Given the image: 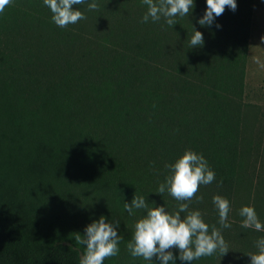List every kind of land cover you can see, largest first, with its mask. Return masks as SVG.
Masks as SVG:
<instances>
[{"label": "trees", "instance_id": "obj_1", "mask_svg": "<svg viewBox=\"0 0 264 264\" xmlns=\"http://www.w3.org/2000/svg\"><path fill=\"white\" fill-rule=\"evenodd\" d=\"M92 2L75 5L86 19L66 28L43 0H12L0 12V264H79L86 246L75 237L101 216L120 221L121 237L118 255L103 264H150L127 247L146 210L129 215L124 203L143 196L174 214L182 202L156 190L188 150L215 180L183 203L230 249L191 264H251L264 231L231 215L247 193L244 205L264 219V198L251 199L264 121L258 128L261 109L245 102L264 0H236L210 26L198 23L206 0H194L174 26L163 17L142 22V0H95L89 10ZM195 30L204 45L191 48ZM216 195L230 203V228L219 223ZM172 251L176 264H190Z\"/></svg>", "mask_w": 264, "mask_h": 264}, {"label": "clouds", "instance_id": "obj_2", "mask_svg": "<svg viewBox=\"0 0 264 264\" xmlns=\"http://www.w3.org/2000/svg\"><path fill=\"white\" fill-rule=\"evenodd\" d=\"M12 0H0V12L10 5ZM148 6V11L142 22L147 23L149 18L153 22L165 18L168 26L177 24L176 17H184L190 14L194 7V0H142ZM52 13L53 22L60 28H66L70 24H76L86 19L83 12L75 9V5H83L85 0H43ZM207 9L204 16L199 19L201 26H210L216 17L221 16L226 7L233 11L237 8L236 0H206ZM89 10H96L98 4L93 0L88 4ZM220 27V25H217ZM264 41V37L261 38ZM204 45L203 34L194 31L190 40V47ZM256 63H260L257 59ZM264 67V64H261ZM172 174L161 183L156 190L163 196L167 191L175 200L180 201L178 210L172 214L164 206L149 208L143 196H134L131 203H124V209L129 215L134 214L135 209H145L146 215L135 224V230L131 242L127 247L130 254L143 258L150 262L154 258L160 264H176L177 257L174 249L179 250V259L185 262H193L205 256H212L219 252L223 257L229 252V247L221 234V230L215 226L209 230V225L204 222L200 211L189 209L188 203L196 198L201 185H208L215 180V173L202 155L191 150L186 151L174 164L168 166ZM202 200L203 198H198ZM213 204L218 210L219 223L222 228H230L228 214L229 201L216 195ZM181 213L185 215L182 217ZM240 216L244 217L241 227L256 231H264V224L258 218L255 209L244 206L240 209ZM119 220L115 224L106 222L104 216L86 227L85 235H76L78 244L84 245L85 250L79 264H103L105 259L114 257L119 253L118 244L121 237L118 235ZM257 254H247L251 257V264H264V238L257 241Z\"/></svg>", "mask_w": 264, "mask_h": 264}, {"label": "rangeland", "instance_id": "obj_3", "mask_svg": "<svg viewBox=\"0 0 264 264\" xmlns=\"http://www.w3.org/2000/svg\"><path fill=\"white\" fill-rule=\"evenodd\" d=\"M264 6L256 8L255 16L253 19L252 27V38L250 42V52L247 66V98L245 99L246 103L251 105H256L261 109V113L258 117V120H255V125L258 127L260 125V120L264 121V88H261V84L264 87V71H261V64H264ZM259 60L260 63H256V60ZM249 67V69H248ZM261 74V75H260ZM260 75V76H259ZM259 128V127H258ZM259 131V129H256ZM261 158L258 159L257 165L253 168L252 176V189H251V199H263L264 195L260 193L261 187L264 188V164L262 163ZM261 186V187H260ZM246 193V198H247ZM242 199L238 205L236 204L235 209L232 210L231 218L235 219L238 223H242V217L240 216V209L244 207V201ZM235 216V218H234ZM262 224H264V219L259 218Z\"/></svg>", "mask_w": 264, "mask_h": 264}, {"label": "crops", "instance_id": "obj_4", "mask_svg": "<svg viewBox=\"0 0 264 264\" xmlns=\"http://www.w3.org/2000/svg\"><path fill=\"white\" fill-rule=\"evenodd\" d=\"M248 69H249V67H248ZM261 71H264V68H261ZM260 75H261V74H260ZM260 75H259V76H260ZM260 87H261V88H264V87H263V84H261Z\"/></svg>", "mask_w": 264, "mask_h": 264}]
</instances>
